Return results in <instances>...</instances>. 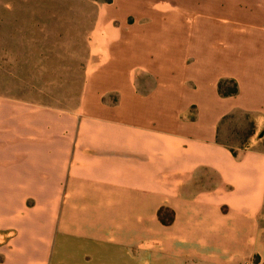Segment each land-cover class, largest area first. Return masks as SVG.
<instances>
[{
  "label": "crops",
  "instance_id": "crops-1",
  "mask_svg": "<svg viewBox=\"0 0 264 264\" xmlns=\"http://www.w3.org/2000/svg\"><path fill=\"white\" fill-rule=\"evenodd\" d=\"M158 3L175 26V7ZM257 3L241 13L252 22L247 46L232 44L246 57L240 65L201 44L188 43L181 56L164 43L142 47L149 32L121 22L118 74L96 77L87 106L30 113L0 150V194L11 203L0 220V264H264V1ZM222 79H234L237 93L221 96ZM235 119L253 130L238 151L224 139Z\"/></svg>",
  "mask_w": 264,
  "mask_h": 264
},
{
  "label": "rangeland",
  "instance_id": "rangeland-1",
  "mask_svg": "<svg viewBox=\"0 0 264 264\" xmlns=\"http://www.w3.org/2000/svg\"><path fill=\"white\" fill-rule=\"evenodd\" d=\"M158 1L0 0V150L5 149L13 133L18 138V129L30 121V113L37 109L78 111L93 95L97 76L118 74L119 67L113 66L118 51L113 52V48L117 49L120 42L117 33L121 22L129 30L143 26L149 32L151 40L142 47L164 43L173 55L178 52L181 56L188 43L201 44L226 63L233 64L234 57L239 65L246 60L245 55L237 58L232 44L247 46L244 28H250L252 22L241 13L260 0H167L178 12L175 26L170 24L171 11H160ZM232 3L236 8H231ZM235 9L243 19L232 14ZM144 12L149 14L139 18ZM108 50L114 55L110 62ZM188 61L196 65L194 50L189 52ZM236 87L234 79H222L219 93L231 96ZM113 94L109 96L117 98ZM229 127L224 139L235 144L232 149L238 151V142L249 138L252 126L235 119ZM10 205L7 196L0 194V220L7 219ZM159 215L164 220L172 218L169 211ZM3 231L13 234L9 228ZM2 240L0 237V245ZM243 261L262 264L257 257Z\"/></svg>",
  "mask_w": 264,
  "mask_h": 264
},
{
  "label": "trees",
  "instance_id": "trees-1",
  "mask_svg": "<svg viewBox=\"0 0 264 264\" xmlns=\"http://www.w3.org/2000/svg\"><path fill=\"white\" fill-rule=\"evenodd\" d=\"M233 94L237 93V87L235 88V90L232 92Z\"/></svg>",
  "mask_w": 264,
  "mask_h": 264
},
{
  "label": "built area",
  "instance_id": "built-area-1",
  "mask_svg": "<svg viewBox=\"0 0 264 264\" xmlns=\"http://www.w3.org/2000/svg\"><path fill=\"white\" fill-rule=\"evenodd\" d=\"M245 264H250V262H246Z\"/></svg>",
  "mask_w": 264,
  "mask_h": 264
}]
</instances>
